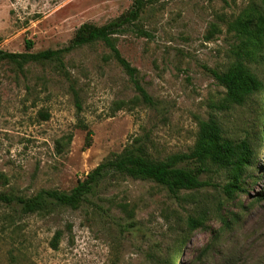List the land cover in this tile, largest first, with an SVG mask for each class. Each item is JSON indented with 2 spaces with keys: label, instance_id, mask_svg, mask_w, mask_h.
Wrapping results in <instances>:
<instances>
[{
  "label": "rangeland",
  "instance_id": "rangeland-1",
  "mask_svg": "<svg viewBox=\"0 0 264 264\" xmlns=\"http://www.w3.org/2000/svg\"><path fill=\"white\" fill-rule=\"evenodd\" d=\"M133 2L0 0V49L22 52L27 39L32 52L67 47L82 24L104 25ZM257 14L264 0L147 5L115 42L148 101L101 41L47 61L0 59V194L69 191L128 147L195 168L176 157L193 149L208 119L252 150L232 197L220 189L230 170L206 161L199 178L210 184L176 193L114 174L75 208L24 214L0 200V264H264V36L244 60L262 88L242 104L228 102L208 72L233 65L242 37L231 25ZM78 116L92 132L87 145Z\"/></svg>",
  "mask_w": 264,
  "mask_h": 264
},
{
  "label": "trees",
  "instance_id": "trees-1",
  "mask_svg": "<svg viewBox=\"0 0 264 264\" xmlns=\"http://www.w3.org/2000/svg\"><path fill=\"white\" fill-rule=\"evenodd\" d=\"M159 0H134L132 7L116 19L101 25L92 26L82 24L76 31L67 47L60 49H46L32 52L33 43L25 40L22 52H8L0 49V59L22 64L29 61H47L59 58L65 52L74 47L101 41L111 51L116 62L134 81L137 91L142 98L148 101L150 98L145 90L136 81V69L121 56L116 47V34L123 32L126 27H136L142 11L147 5ZM232 29L242 37L238 46V56L233 65L226 71L218 72L208 69L211 76L221 84L226 91V100L232 104H242L254 91L262 88V82L257 79L244 64L245 58L252 56V48H257L264 36V14H257L253 19H237L231 25ZM144 32V31H139ZM142 34V33H141ZM251 47V49H249ZM78 109L79 104H77ZM78 126L86 131L85 144L91 141L92 132L87 124L78 116ZM252 150L247 141H234L223 137L219 124L214 119L202 121L199 125L197 140L189 153H183L176 157L178 161L195 163V168L174 166V161H157L152 159L142 150L125 148L119 153L110 154L97 164L86 177L78 181L69 191L57 189H41L34 196L21 197L0 194V200L6 204L16 203L24 214L48 211L53 206L75 208L80 205L88 194L106 177L114 174L126 175L132 178L150 179L165 187L169 192L176 193L179 190L197 189L210 184L209 181L199 178L204 170L206 161L217 167L229 169V179L220 189L227 197L241 191V178L246 166L251 163ZM191 227L197 226L199 221L190 218ZM59 233L52 239V245L56 246Z\"/></svg>",
  "mask_w": 264,
  "mask_h": 264
}]
</instances>
